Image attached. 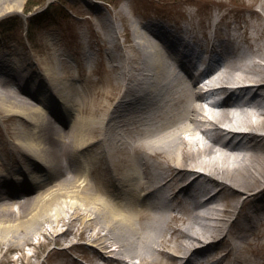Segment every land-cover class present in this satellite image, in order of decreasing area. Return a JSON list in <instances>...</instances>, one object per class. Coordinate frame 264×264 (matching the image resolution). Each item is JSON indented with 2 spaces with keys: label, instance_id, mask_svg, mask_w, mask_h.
Instances as JSON below:
<instances>
[{
  "label": "bare ground",
  "instance_id": "1",
  "mask_svg": "<svg viewBox=\"0 0 264 264\" xmlns=\"http://www.w3.org/2000/svg\"><path fill=\"white\" fill-rule=\"evenodd\" d=\"M144 1L165 5L173 0ZM215 1L218 8L228 5ZM21 4L8 0L0 6V15L21 10ZM259 4L264 13V0ZM77 11L78 22L97 35L91 18L82 17L85 9ZM198 11L186 15L191 24ZM226 15L215 14L210 26L220 30ZM96 21L100 29L110 27L103 16ZM124 24L131 55L121 76L114 73L123 66L111 64L124 50L118 44L116 51L115 31L100 41L99 58L91 53V45H82V59L75 65L53 48L55 43L45 44L48 56L35 61L24 49L17 53L0 47V115L3 122L15 125L8 136L1 135L0 185L18 186L0 193V213L10 210L11 203L22 211L15 214L16 222L0 215V264L30 262L26 254L16 260L9 255L30 244L33 232L52 234L55 230L41 231V225L55 222L66 227L60 233L89 235L79 247L90 264L119 263L122 258L116 255L123 253L138 259L135 264L250 261L246 253L235 254L241 250L235 241L264 224V47L249 44L258 37L248 34L247 27L237 29L257 61L240 50L236 37L218 33L219 45H214L206 30L180 28L212 51L216 46L226 50L191 81L192 70L179 65L184 71L180 73L172 64L177 57L160 45L161 36H168L163 37L165 49L174 47L170 37L175 26ZM257 29L264 35V28ZM235 70L243 72L242 80ZM97 72L100 76L93 78ZM120 77L127 82L108 102L112 96L106 88L113 81L120 84ZM218 94L225 99L204 109L206 97ZM232 94L237 95L233 101ZM41 168L47 172L39 176ZM30 200L33 204L26 211ZM65 207L73 211L70 223L59 219ZM78 216L87 218L91 233L73 228ZM19 232L22 237H17ZM100 249L115 256H103ZM251 254L258 256L254 249Z\"/></svg>",
  "mask_w": 264,
  "mask_h": 264
},
{
  "label": "rangeland",
  "instance_id": "2",
  "mask_svg": "<svg viewBox=\"0 0 264 264\" xmlns=\"http://www.w3.org/2000/svg\"><path fill=\"white\" fill-rule=\"evenodd\" d=\"M128 1L130 0H22V4L20 6L21 10H15L0 15V47H7L17 53H21L22 49H24L30 58H33L35 61L42 60L44 56H48L45 50V44L55 43L52 45L53 48L60 51L65 56L67 55V59L72 65H75L80 59H82V55L79 54L82 51V45H91V53L94 57L99 58L101 48L99 44L100 41H102V39L105 40L115 31L116 33L114 34L118 35L115 42L117 43V46L115 47L116 51L119 50L117 48L118 44H121L122 49L124 50L119 51L121 57L114 58L111 61V64L123 66L121 70L117 73L115 71L114 73V75L118 74L121 76V74L125 72V68L129 67V64L127 63L128 58L131 55V51L128 48L129 42H127L129 35L123 33L125 29L124 21H128L130 27H132L133 24L139 26L140 24L146 22L156 23L161 21V23H169L170 25L173 24L176 27H179L180 24L187 28L194 25L195 31L200 33L202 30H206L209 36H215V38L218 33L231 35L238 38V42L241 46L240 50H242V52L251 56V59L255 61L259 60L258 57H254L252 55L248 45L241 39L242 30L237 29L238 26H241L243 30L247 27L248 34L252 35L254 38L258 37L256 40H250L249 44L253 43L255 49L261 45L264 47V35L263 33L260 34V30L257 29L258 27H260V29L264 28V13L259 4V0H222V2L228 3V5H224L223 8H218L216 5L214 6L213 4L216 2L215 0H173L171 1L172 4L167 3L165 5L157 3L150 4L148 1L140 2V0H132L133 3H129ZM6 2H8V0H0V6ZM76 5H78L80 10L85 9V14L83 13L84 15H82V17L91 18L93 26L97 30L96 33L99 32L97 35L91 31L89 25L80 24L78 22L81 17L77 13L78 8ZM122 7L123 10H120ZM196 8L199 10L197 12L199 16H197L191 24V21L189 22L186 15H188V13H192L193 9ZM255 10L260 12V16L254 13L257 12ZM224 11H227V15L224 22H220V30L215 29L214 26H210L211 24L213 25L214 20H216L214 18L215 14H221ZM102 16L110 23V27L107 29H100L96 21L97 17ZM51 39H53V41ZM197 48L200 49L201 47ZM229 49L230 48L228 47V50ZM237 52L240 51L237 50ZM49 62L51 63L50 58ZM234 73L237 80L241 79L240 77L243 75V72L235 70ZM94 75L95 76L93 78L100 76L99 72ZM78 76L79 79H84V75L80 74ZM124 79L125 78L120 77V80L123 81ZM122 81H120V84H118L117 81H113L111 86L106 88L108 91L111 89L110 93L112 97L108 100V102H112L114 100L115 95L119 93L121 87L125 84V82H127V80H124L123 83ZM234 81L235 80L232 82ZM226 84L227 83H223V85ZM246 98L247 96H244L243 100ZM259 99V97L256 98V100ZM55 101L59 102L57 99H55ZM35 104L41 106L40 103L35 102ZM59 107L61 109V104ZM211 107L207 105L206 109ZM215 109L217 110V108ZM240 117L241 119L244 118V116ZM1 118L2 117L0 115V143L1 135L5 138L8 136L7 133L11 131V128L15 126L14 124L3 122ZM238 129L246 130V128L243 127H238ZM98 137L99 133L96 134V139ZM43 145H45L44 142ZM1 155L2 154H0V156ZM5 157L7 158V156ZM97 175L99 176V172ZM212 186V184H208V187L212 188ZM214 189L217 188L214 187ZM37 192H33L31 196L34 197ZM182 196L183 195L181 194L179 197ZM13 200L15 199H12V201ZM173 203H176V200H174ZM32 204L33 201L30 200L24 210L27 211ZM66 208L67 207H65V212L59 214V219H62L61 217H63L65 221L70 223L69 220L71 219V212L73 211ZM19 212L22 211L19 210L18 205L16 203H11L10 210L5 213H0V215L1 217L8 218L9 220H14L13 222H16L15 214L17 215ZM57 217L54 219L59 221ZM78 218L79 220L73 222V228L75 230L83 229L85 234L91 233L92 225L89 226L87 224L85 221L87 218H82V216H78ZM231 218H233V216H231ZM55 223H43L41 225V231H45L50 228H52V231L55 230L52 234L48 235L46 231L40 234L33 232L30 237V244L24 243L21 250L15 249L9 256L16 260L17 258L21 259L23 254H26L32 259H30V262L25 260L23 263L17 262L16 264H63L64 261L65 264H69V260L73 261V264H90L85 256L81 255L82 248L79 247V244H84L89 241H87L86 237L89 235L79 238L80 236L78 231H76L77 235L74 236L73 234L71 235L66 232L60 233L66 227L63 226L62 223L58 222L57 225H55ZM96 226L99 228L102 225L98 223ZM22 235L23 232H19L17 237H22ZM168 236L169 235L166 234L165 238L167 239ZM247 236L245 239L235 241L241 245V250L236 249L235 254L240 255L241 253H246V255L250 258V261L247 262L248 264H254V262L259 264V262H263L264 224H258L254 232H248ZM11 241H14V237H11ZM38 241H41V243L37 244ZM5 242L9 243L10 241ZM32 243L36 244V246L33 247V245H31ZM253 249L258 253L256 258H253L251 254ZM100 252L103 256H115L114 254L108 253V251L104 249H100ZM126 255L128 254L123 253V255L117 254L116 256L117 258H123ZM74 257L75 259H73ZM107 260L113 263L114 258H108ZM136 261H138V259H136ZM114 264L124 263L120 262Z\"/></svg>",
  "mask_w": 264,
  "mask_h": 264
},
{
  "label": "trees",
  "instance_id": "3",
  "mask_svg": "<svg viewBox=\"0 0 264 264\" xmlns=\"http://www.w3.org/2000/svg\"><path fill=\"white\" fill-rule=\"evenodd\" d=\"M29 10V9H28Z\"/></svg>",
  "mask_w": 264,
  "mask_h": 264
}]
</instances>
